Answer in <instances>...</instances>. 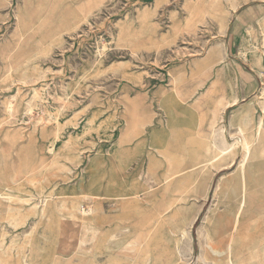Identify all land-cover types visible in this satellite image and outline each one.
Listing matches in <instances>:
<instances>
[{
  "label": "rangeland",
  "instance_id": "obj_1",
  "mask_svg": "<svg viewBox=\"0 0 264 264\" xmlns=\"http://www.w3.org/2000/svg\"><path fill=\"white\" fill-rule=\"evenodd\" d=\"M263 43L264 0H0V264H264L240 155L198 170L247 120L264 149Z\"/></svg>",
  "mask_w": 264,
  "mask_h": 264
},
{
  "label": "bare ground",
  "instance_id": "obj_2",
  "mask_svg": "<svg viewBox=\"0 0 264 264\" xmlns=\"http://www.w3.org/2000/svg\"><path fill=\"white\" fill-rule=\"evenodd\" d=\"M262 58L264 61V53ZM250 122L251 120H247L246 123L240 127L239 132L233 136V144L226 143L222 133H214L212 136L213 148L210 151L211 156L198 164L200 166L198 168L200 176L202 180L206 182L215 171L231 167L233 162L240 155V160L237 163V168L232 177L225 181V190L229 193L231 198L237 199L234 219L236 231H238L241 225L247 220L264 214V176L261 177L263 173L261 170L264 169V149H261L259 153L255 151L256 148L254 147V143L257 136L256 134L248 132V124H250ZM262 129V125H260L257 128V132L262 131ZM205 182H202L201 179L200 182H191L189 186L184 187L182 193H191L193 196H197L201 191L200 187L202 183ZM135 190L136 191L131 190V186L129 185H124L120 190L121 194L118 196V198H120L119 200L127 201L132 197H136L139 191L137 189ZM207 190L208 185L205 187L204 191L206 192ZM141 203V199H136L127 202L124 206L134 210L138 209ZM210 211H212V208L208 209V212ZM121 215L125 218L123 213H121ZM183 237L187 244L188 252L192 254L193 249L190 228L185 229ZM232 252L233 244L230 246L228 264H241V262L233 257ZM178 253L180 254V252ZM253 263L255 262H250V264Z\"/></svg>",
  "mask_w": 264,
  "mask_h": 264
}]
</instances>
